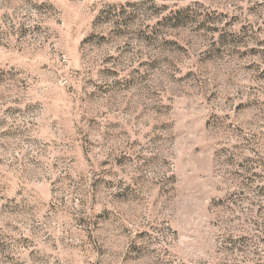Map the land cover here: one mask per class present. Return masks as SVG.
<instances>
[{
    "label": "rangeland",
    "instance_id": "rangeland-1",
    "mask_svg": "<svg viewBox=\"0 0 264 264\" xmlns=\"http://www.w3.org/2000/svg\"><path fill=\"white\" fill-rule=\"evenodd\" d=\"M0 264H264V0H0Z\"/></svg>",
    "mask_w": 264,
    "mask_h": 264
}]
</instances>
